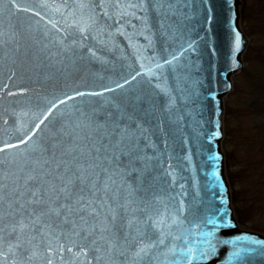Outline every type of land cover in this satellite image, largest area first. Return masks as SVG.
Instances as JSON below:
<instances>
[{
	"label": "water",
	"instance_id": "water-1",
	"mask_svg": "<svg viewBox=\"0 0 264 264\" xmlns=\"http://www.w3.org/2000/svg\"><path fill=\"white\" fill-rule=\"evenodd\" d=\"M76 2L15 0L31 10L25 12L13 8L11 0H0V147L27 141L0 160L39 157L67 128L72 139L59 137L57 155L67 150L64 158L73 166V157L85 166L98 163L95 172L103 181V169L115 165L103 159L108 140L97 125L118 105L149 130L140 150L151 158L152 179L141 183L135 171L117 174L109 196L117 205L130 199L129 216L140 217L146 209L163 220L158 228L164 243L154 250L153 264H264V234L240 228L235 219L221 149L222 96L242 65L247 43L238 26L241 0H174L171 28H154L151 45L143 36L129 41L116 35L101 37L106 48L91 37L81 43L79 33L66 27ZM90 47L100 50L99 59L90 57ZM141 64L152 73L145 75ZM137 72L141 75L124 88L104 91ZM3 167L15 171L12 165ZM149 235L155 239L156 230L149 229ZM37 243L30 264H46L45 244L39 238ZM209 243L214 254L207 251Z\"/></svg>",
	"mask_w": 264,
	"mask_h": 264
},
{
	"label": "snow or ice",
	"instance_id": "snow-or-ice-1",
	"mask_svg": "<svg viewBox=\"0 0 264 264\" xmlns=\"http://www.w3.org/2000/svg\"><path fill=\"white\" fill-rule=\"evenodd\" d=\"M11 6L17 11H31L16 4L15 0H11ZM52 7L64 15L59 6ZM33 14L40 15L39 12ZM175 14L174 0H77L67 14L72 20L69 22L65 17V23L67 28L79 33L81 43L91 37L106 48L101 37L121 35L129 41L143 36L151 45L152 30L171 28L169 21ZM52 26L55 28L56 23ZM98 51L88 48L91 58L99 59ZM165 63L171 64L172 61ZM156 66L161 67L160 64ZM140 67L147 68L145 75L152 73L151 67L144 64ZM140 75L137 72L130 80L104 91L124 88ZM76 95H103V92H77ZM104 116V124L97 125V130L103 129L104 139L108 140L103 148V159L115 167L103 169L106 177L103 181L95 172L98 163L85 166L73 157V166L64 158L67 150L57 155L61 146L59 137L66 134L72 139V132L67 128L57 134V142L51 145V149L44 148L39 157L26 156L22 163L8 160L6 156L0 160V264H30L37 256L38 238L45 244L46 264H128L129 260L131 264H153L156 259L154 250L158 244L164 243L159 238L158 228L163 220L154 219L146 209L140 217L135 213L129 216L130 199L129 203L117 205L109 196L110 191H115L111 186L117 183V174L123 177L135 171L138 182L147 183L152 179L149 171L151 158L140 150L149 130L134 114L121 111L118 105L115 112H105ZM26 143L25 140L17 144L5 143L0 147V155ZM100 152L101 149L97 148V161L101 159ZM122 158L129 163L124 164ZM4 165L14 166L15 171L5 170ZM209 223L214 221L209 220ZM149 229L156 230L155 239L149 235ZM171 251L174 254V249ZM207 251L214 254L215 245L209 243Z\"/></svg>",
	"mask_w": 264,
	"mask_h": 264
},
{
	"label": "rangeland",
	"instance_id": "rangeland-1",
	"mask_svg": "<svg viewBox=\"0 0 264 264\" xmlns=\"http://www.w3.org/2000/svg\"><path fill=\"white\" fill-rule=\"evenodd\" d=\"M242 1L249 42L225 97L223 148L234 207L242 222L264 231V0Z\"/></svg>",
	"mask_w": 264,
	"mask_h": 264
}]
</instances>
